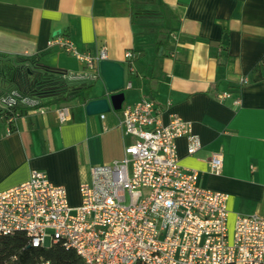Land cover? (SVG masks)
Returning a JSON list of instances; mask_svg holds the SVG:
<instances>
[{
  "label": "crops",
  "instance_id": "obj_1",
  "mask_svg": "<svg viewBox=\"0 0 264 264\" xmlns=\"http://www.w3.org/2000/svg\"><path fill=\"white\" fill-rule=\"evenodd\" d=\"M58 36L80 52L105 46L107 58L124 66L131 85L121 106L149 99L163 124L172 116L188 122L200 147L188 153V138L178 137L179 163L198 171L201 186L227 194L229 232L236 214L264 217V76L253 70L262 64L264 72V0H0V56L35 57L67 77L88 74L81 77L93 83L86 102L103 94V81ZM222 92L230 96L218 98ZM33 102H22L28 108L14 118V129L0 117V190L38 169L77 205L90 166L121 159L133 137L121 127L119 109L87 114L77 97ZM215 151L223 153L219 172L209 167Z\"/></svg>",
  "mask_w": 264,
  "mask_h": 264
},
{
  "label": "built area",
  "instance_id": "obj_2",
  "mask_svg": "<svg viewBox=\"0 0 264 264\" xmlns=\"http://www.w3.org/2000/svg\"><path fill=\"white\" fill-rule=\"evenodd\" d=\"M55 40L89 70L97 71L98 60L107 58L105 46L91 54L78 51L66 36ZM124 56L131 62L133 52L128 49ZM130 85L124 82L125 88ZM16 95H0V108L16 104ZM119 111L121 127L133 137L123 157L90 166L77 205L68 202L62 185L32 169L26 180L0 190V236L21 232L30 246L60 244L85 264H264V217L256 211L236 214L229 232L227 194L201 186L198 171L179 163L178 137L188 138V153L200 147L188 122L172 116L163 124L149 99ZM67 112V106L59 108L62 120ZM222 160L221 151L212 152L210 170L219 172ZM0 264L25 263L10 254Z\"/></svg>",
  "mask_w": 264,
  "mask_h": 264
},
{
  "label": "trees",
  "instance_id": "obj_3",
  "mask_svg": "<svg viewBox=\"0 0 264 264\" xmlns=\"http://www.w3.org/2000/svg\"><path fill=\"white\" fill-rule=\"evenodd\" d=\"M165 43L166 42H162L160 44L164 45ZM1 57L7 58L5 56ZM24 60L25 59L20 58L19 61L15 62L13 65L14 70L16 67H20L22 65L24 66ZM27 60L37 67V69H32V71H35V75L33 77L35 80V85L33 87L30 85L28 88H23L24 90L31 89L30 96H27V94L25 95V93H22L23 95L20 93L19 94L20 97H33L32 100L34 102L31 104V107L62 103L68 99H71L72 97H77L79 101L85 102L87 94L90 92L93 86V83H89L88 79H68L62 70L38 64L35 57H30ZM128 63L131 64L130 60ZM253 70L256 72L258 77L264 76L262 64L256 65ZM13 79H15L14 76L11 78V81L14 82ZM17 82L19 81H16L15 83ZM16 98V104L10 108H0V117L2 119H8V117L14 113H17V117L26 111L28 107L20 103L18 95H16ZM7 125L10 129H14L15 127L13 125V121L7 122ZM10 254L16 255L17 259L25 264H33L39 259L49 260L52 264H85L83 258L74 250L65 249L60 244H52L45 247L30 246L27 243L26 236L21 232L0 236V260Z\"/></svg>",
  "mask_w": 264,
  "mask_h": 264
},
{
  "label": "water",
  "instance_id": "obj_4",
  "mask_svg": "<svg viewBox=\"0 0 264 264\" xmlns=\"http://www.w3.org/2000/svg\"><path fill=\"white\" fill-rule=\"evenodd\" d=\"M226 39V34H224ZM28 74H31L28 68ZM96 77L101 78L104 84L103 94L98 97L88 99L84 108L87 114H98L109 111L111 108L119 109L124 99V66L116 61L108 58L99 59L97 62ZM87 77V75L71 74L69 79H79ZM95 76L93 77V79ZM23 81V80H22ZM25 89V88H24Z\"/></svg>",
  "mask_w": 264,
  "mask_h": 264
},
{
  "label": "rangeland",
  "instance_id": "obj_5",
  "mask_svg": "<svg viewBox=\"0 0 264 264\" xmlns=\"http://www.w3.org/2000/svg\"><path fill=\"white\" fill-rule=\"evenodd\" d=\"M20 58H14V59H9V58H4L0 56V95H6V94H10L12 92H16V94L19 97L20 103H22L24 100H22L21 98H25V97H20V94L23 95L22 93H25V95L27 94V96H30V90L31 89H27L24 90L22 89V87L20 86V77L18 78L19 82L15 83L13 81H11V78L14 76V63L19 61ZM25 64L24 66H27L30 71L32 72L31 76H32V80L30 81V83L25 86L24 88H28L30 85H32V87L35 85V80H34V72L32 71V69H37V67H35V65H33L30 61H23ZM25 73V72H24ZM69 79V78H68ZM76 82V81H75ZM77 82H82V81H77ZM86 82V81H85ZM93 87V86H92ZM20 93V94H19ZM33 97H27L25 100L27 99H32ZM74 97H72L71 99H73ZM71 99H68L64 102L70 101ZM1 125V122H0Z\"/></svg>",
  "mask_w": 264,
  "mask_h": 264
},
{
  "label": "flooded vegetation",
  "instance_id": "obj_6",
  "mask_svg": "<svg viewBox=\"0 0 264 264\" xmlns=\"http://www.w3.org/2000/svg\"><path fill=\"white\" fill-rule=\"evenodd\" d=\"M28 67L27 66H20V67H16L15 68V71H14V73H15V75H14V77H15V79H13L14 80V82H16V81H19L18 80V78L20 77V82H25L26 83V85H28L29 83H30V81L29 80H26V77H28ZM25 72V73H24ZM31 74H32V72H31ZM30 74V75H31ZM17 78V79H16ZM23 81H22V80ZM27 81V82H26Z\"/></svg>",
  "mask_w": 264,
  "mask_h": 264
}]
</instances>
